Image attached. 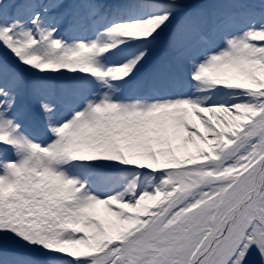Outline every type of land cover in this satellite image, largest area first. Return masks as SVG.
<instances>
[{"label": "snow or ice", "instance_id": "6c2138e0", "mask_svg": "<svg viewBox=\"0 0 264 264\" xmlns=\"http://www.w3.org/2000/svg\"><path fill=\"white\" fill-rule=\"evenodd\" d=\"M0 264H264V0H0Z\"/></svg>", "mask_w": 264, "mask_h": 264}]
</instances>
